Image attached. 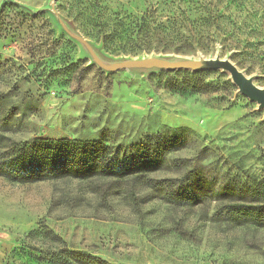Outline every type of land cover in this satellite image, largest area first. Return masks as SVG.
I'll return each mask as SVG.
<instances>
[{"label":"rangeland","instance_id":"rangeland-1","mask_svg":"<svg viewBox=\"0 0 264 264\" xmlns=\"http://www.w3.org/2000/svg\"><path fill=\"white\" fill-rule=\"evenodd\" d=\"M58 17L109 61L220 55L264 87V0H0L1 134L116 150L149 141L170 166L151 177L264 190V108L227 71L106 70ZM181 82L197 90L176 91ZM150 193L135 177L0 176V264H50L38 259L57 246L44 227L118 264H264V226L235 223L215 199Z\"/></svg>","mask_w":264,"mask_h":264},{"label":"trees","instance_id":"trees-1","mask_svg":"<svg viewBox=\"0 0 264 264\" xmlns=\"http://www.w3.org/2000/svg\"><path fill=\"white\" fill-rule=\"evenodd\" d=\"M207 72L197 70L188 73L202 75ZM175 89L191 93L197 90L195 84L185 82L179 83ZM166 167H170L168 157L161 150L151 149L149 141L116 150L89 140L36 137L21 142L0 133V176L8 181L25 184L71 177L79 180L141 178L145 186L151 189L152 196L172 203L187 202L192 205L205 199H215L224 204L226 216L235 223L264 226L263 189H254L245 184H223L215 176L194 181V173H186L180 179L150 176ZM195 183L196 190L190 188ZM130 197L139 211L140 198L135 193ZM41 232L57 246L43 251V255L38 257L40 261L50 264H118L66 246L62 237L47 227L42 228Z\"/></svg>","mask_w":264,"mask_h":264},{"label":"water","instance_id":"water-1","mask_svg":"<svg viewBox=\"0 0 264 264\" xmlns=\"http://www.w3.org/2000/svg\"><path fill=\"white\" fill-rule=\"evenodd\" d=\"M59 18V17H58ZM66 30L71 35L78 39L89 51L92 58L100 63L106 70H114L119 68L125 69H152L165 68L167 70L187 69V70H207L215 69L227 71L233 83L238 86V90L246 95L249 100L256 101L260 108H264V87L255 83L254 79L249 76L244 70H241L230 58L215 56L191 57V58H174V57H145V59H130V60H114L109 61L101 56L99 51L86 42L81 36L75 33L68 25L61 19Z\"/></svg>","mask_w":264,"mask_h":264}]
</instances>
